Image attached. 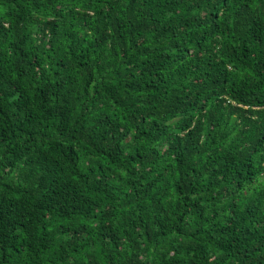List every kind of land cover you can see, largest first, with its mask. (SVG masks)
<instances>
[{"label":"trees","instance_id":"1","mask_svg":"<svg viewBox=\"0 0 264 264\" xmlns=\"http://www.w3.org/2000/svg\"><path fill=\"white\" fill-rule=\"evenodd\" d=\"M0 264H264V0H0Z\"/></svg>","mask_w":264,"mask_h":264}]
</instances>
